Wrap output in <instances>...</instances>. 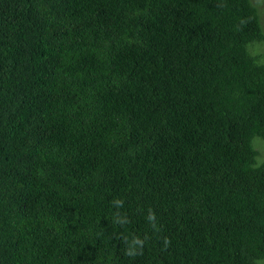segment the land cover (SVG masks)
<instances>
[{"label":"trees","instance_id":"1","mask_svg":"<svg viewBox=\"0 0 264 264\" xmlns=\"http://www.w3.org/2000/svg\"><path fill=\"white\" fill-rule=\"evenodd\" d=\"M263 12L0 0V264L264 262Z\"/></svg>","mask_w":264,"mask_h":264},{"label":"rangeland","instance_id":"2","mask_svg":"<svg viewBox=\"0 0 264 264\" xmlns=\"http://www.w3.org/2000/svg\"><path fill=\"white\" fill-rule=\"evenodd\" d=\"M262 18L264 20V12L262 13ZM253 146L257 151H259L261 153V155H259L257 158L258 162L263 163L264 162V140H262L261 138H258V137L254 138ZM260 264H264V262H262Z\"/></svg>","mask_w":264,"mask_h":264},{"label":"clouds","instance_id":"3","mask_svg":"<svg viewBox=\"0 0 264 264\" xmlns=\"http://www.w3.org/2000/svg\"><path fill=\"white\" fill-rule=\"evenodd\" d=\"M117 203H122V201H117ZM149 219L154 220L155 219L154 214H150Z\"/></svg>","mask_w":264,"mask_h":264}]
</instances>
